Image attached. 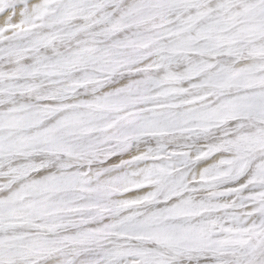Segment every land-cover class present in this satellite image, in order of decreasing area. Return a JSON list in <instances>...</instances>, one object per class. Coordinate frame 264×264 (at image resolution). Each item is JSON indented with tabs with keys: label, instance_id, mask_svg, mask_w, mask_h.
I'll list each match as a JSON object with an SVG mask.
<instances>
[{
	"label": "snow or ice",
	"instance_id": "obj_1",
	"mask_svg": "<svg viewBox=\"0 0 264 264\" xmlns=\"http://www.w3.org/2000/svg\"><path fill=\"white\" fill-rule=\"evenodd\" d=\"M0 264H264V0H0Z\"/></svg>",
	"mask_w": 264,
	"mask_h": 264
}]
</instances>
